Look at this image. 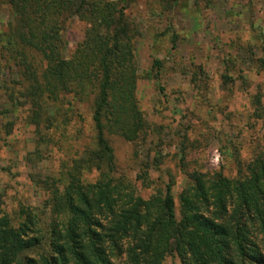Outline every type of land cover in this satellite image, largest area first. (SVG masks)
Returning a JSON list of instances; mask_svg holds the SVG:
<instances>
[{"label": "trees", "instance_id": "obj_1", "mask_svg": "<svg viewBox=\"0 0 264 264\" xmlns=\"http://www.w3.org/2000/svg\"><path fill=\"white\" fill-rule=\"evenodd\" d=\"M177 1L155 0L162 8ZM3 2L11 21L0 31V49L18 76L9 94L18 90L29 103L28 122L40 140L52 141L43 129L63 130L75 102L89 103L92 134L44 181V215L26 208L9 215L0 205V264H163L168 256L175 264H264V143L249 159L239 145L222 144L221 158L232 160L237 174L187 173L179 212L171 182L143 197L115 174L108 139L136 141L149 128L136 96L138 29L125 6L114 0ZM74 16L86 27L66 56L63 32ZM256 61L264 69V58ZM92 171L93 181L85 177ZM138 177L150 186L147 170Z\"/></svg>", "mask_w": 264, "mask_h": 264}, {"label": "rangeland", "instance_id": "obj_2", "mask_svg": "<svg viewBox=\"0 0 264 264\" xmlns=\"http://www.w3.org/2000/svg\"><path fill=\"white\" fill-rule=\"evenodd\" d=\"M114 1L125 6L138 29L136 96L149 123L136 141L108 136L115 174L129 179L145 198L171 182L179 212L187 173L237 174L235 163L221 158L222 144L239 145L249 159L264 143V69L256 61L264 58V0H178L167 8L155 0ZM10 21L9 6L0 0V31ZM85 27L76 16L66 21V56ZM17 81L16 67L0 49V205L9 215L26 208L41 217L44 181L89 142L91 109L88 102H75L77 111L63 130L43 129L52 141L40 140L28 122L29 103L18 90L9 94ZM144 170L149 187L138 177ZM96 176V171L85 175L91 181ZM175 262L168 256L163 264Z\"/></svg>", "mask_w": 264, "mask_h": 264}]
</instances>
